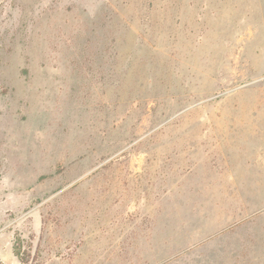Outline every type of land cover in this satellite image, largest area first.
<instances>
[{
  "label": "rangeland",
  "instance_id": "1",
  "mask_svg": "<svg viewBox=\"0 0 264 264\" xmlns=\"http://www.w3.org/2000/svg\"><path fill=\"white\" fill-rule=\"evenodd\" d=\"M0 264H264V0H0Z\"/></svg>",
  "mask_w": 264,
  "mask_h": 264
},
{
  "label": "trees",
  "instance_id": "2",
  "mask_svg": "<svg viewBox=\"0 0 264 264\" xmlns=\"http://www.w3.org/2000/svg\"><path fill=\"white\" fill-rule=\"evenodd\" d=\"M15 254L20 258V253L18 250H15ZM20 259H22V258H20Z\"/></svg>",
  "mask_w": 264,
  "mask_h": 264
}]
</instances>
